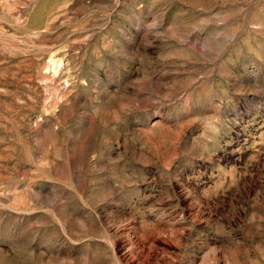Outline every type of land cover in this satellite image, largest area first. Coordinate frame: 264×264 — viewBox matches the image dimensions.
<instances>
[{
  "label": "rangeland",
  "instance_id": "rangeland-1",
  "mask_svg": "<svg viewBox=\"0 0 264 264\" xmlns=\"http://www.w3.org/2000/svg\"><path fill=\"white\" fill-rule=\"evenodd\" d=\"M0 264H264V0H0Z\"/></svg>",
  "mask_w": 264,
  "mask_h": 264
}]
</instances>
